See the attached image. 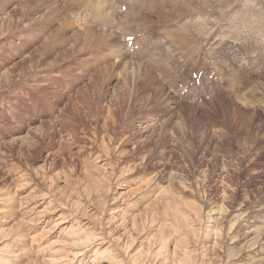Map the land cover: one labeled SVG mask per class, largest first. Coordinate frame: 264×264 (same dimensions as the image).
Returning <instances> with one entry per match:
<instances>
[{"label":"rangeland","instance_id":"1","mask_svg":"<svg viewBox=\"0 0 264 264\" xmlns=\"http://www.w3.org/2000/svg\"><path fill=\"white\" fill-rule=\"evenodd\" d=\"M139 1L0 0V202L138 214L68 264H264V0Z\"/></svg>","mask_w":264,"mask_h":264},{"label":"bare ground","instance_id":"2","mask_svg":"<svg viewBox=\"0 0 264 264\" xmlns=\"http://www.w3.org/2000/svg\"><path fill=\"white\" fill-rule=\"evenodd\" d=\"M89 1V0H88ZM85 2V1H84ZM87 3V2H86ZM140 5H143V0L139 1ZM161 4V3H160ZM197 6L198 5H208V2L206 0H202L198 3H196ZM161 6V5H160ZM166 6V5H165ZM190 6V3H187V4H183L181 7L184 8V10L186 8H188ZM80 7V6H79ZM137 8V7H135ZM154 8V7H153ZM152 8V9H153ZM167 8V7H166ZM181 8V9H183ZM159 11H161L160 9H158ZM166 10V9H165ZM179 10V9H178ZM177 12V10H176ZM179 12V11H178ZM156 13V11H155ZM181 14V13H179ZM183 14V13H182ZM84 15V14H82ZM148 15V14H147ZM139 16V15H138ZM140 16H144V14H141ZM139 16V18H140ZM152 16V15H151ZM142 18V17H141ZM140 18V19H141ZM246 18V17H245ZM244 18V19H245ZM73 19V18H72ZM150 17H148V21H149ZM248 19V18H247ZM76 20V19H75ZM145 20H147L145 18ZM174 20V19H173ZM223 20V19H221ZM220 20V22H221ZM232 20V19H231ZM239 20V19H238ZM253 20V19H252ZM83 21V20H82ZM166 21V20H164ZM167 21L168 18H167ZM189 21V20H188ZM255 21V20H254ZM79 22V21H78ZM163 22V21H162ZM234 22V21H233ZM245 22V21H244ZM186 23V22H184ZM239 23V22H238ZM246 23V22H245ZM85 24V23H84ZM84 24H79V25H84ZM156 24V23H155ZM188 24V23H187ZM78 25V24H77ZM186 24H184V27H185ZM147 26V25H146ZM82 27V26H80ZM200 28H202V31L205 33L207 30V28L203 25V26H199ZM215 28V26H214ZM264 29V28H263ZM262 29V30H263ZM102 31V30H101ZM237 31V30H236ZM114 32V31H113ZM216 33V32H215ZM214 33V34H215ZM262 33V32H261ZM182 34V33H181ZM211 33L207 34L210 36ZM213 34V36H214ZM105 35V34H104ZM112 35V34H110ZM179 35V34H178ZM232 35V34H231ZM248 35V34H247ZM106 37H109L108 35H105ZM113 36V35H112ZM208 36V37H209ZM219 36V35H218ZM221 36V34H220ZM264 39V38H263ZM185 41H187L186 39H184ZM118 53V52H117ZM128 59V58H126ZM127 61V60H126ZM139 62V61H137ZM129 63H132L131 61ZM123 64V63H122ZM140 64V63H139ZM133 65V64H132ZM143 65V64H141ZM125 66V65H124ZM138 66V64H137ZM140 67V65H139ZM127 68V66H126ZM142 67H140L141 69ZM142 71V70H140ZM239 72V71H238ZM241 73V72H240ZM239 76V75H238ZM243 76V75H242ZM245 76V75H244ZM241 77V76H240ZM142 78V77H141ZM235 84V83H234ZM6 85V84H5ZM241 85V84H240ZM233 88H234V85H232ZM1 87V86H0ZM236 87V86H235ZM232 88V87H231ZM238 88V87H236ZM229 90H231L229 88ZM244 94V93H243ZM244 96V95H243ZM245 97V96H244ZM247 99V98H246ZM246 99H243L244 101ZM248 100V99H247ZM101 156V155H100ZM99 157V156H98ZM106 158V157H105ZM111 159V158H110ZM107 160V159H106ZM94 163V162H93ZM90 164V163H88ZM95 164V163H94ZM97 166L99 167L100 165H96L95 167L97 168ZM102 166L101 165V168L99 171H102ZM91 167V166H90ZM93 167V166H92ZM88 169V168H87ZM87 169H85V171H87ZM90 172V171H89ZM87 173V174H90V173ZM84 173V172H83ZM100 173V172H99ZM93 175V173H91ZM90 174V175H91ZM84 175V174H83ZM90 175H86L88 177H90ZM102 175V173H101ZM21 176V175H20ZM85 176V177H86ZM107 175H105L106 177ZM87 177V178H88ZM20 178V177H19ZM18 178V179H19ZM83 178V177H82ZM81 178V179H82ZM86 179V178H85ZM85 179H83V181H85ZM95 179V178H93ZM100 179V178H98ZM109 179V178H108ZM106 179V180H108ZM102 181V178L100 179ZM99 180V181H100ZM104 180V181H106ZM96 181L94 180V183ZM84 183V182H83ZM82 183V184H83ZM99 183V182H98ZM86 184V183H85ZM100 184V183H99ZM28 186V184H27ZM86 186V185H85ZM88 186V185H87ZM86 186V187H87ZM48 187V186H47ZM94 187H97L96 191L98 190V186H94ZM80 188V187H79ZM135 188V187H134ZM55 189V188H54ZM103 189V188H102ZM107 189V188H106ZM131 189V188H130ZM58 190V189H56ZM132 190V189H131ZM105 191V189H104ZM107 191V190H106ZM134 191V189H133ZM137 191V190H136ZM57 192V191H56ZM74 192V191H73ZM92 192V190H91ZM101 192V191H100ZM53 193V192H52ZM63 193V191H62ZM97 193V192H96ZM123 194H125V192H122ZM121 193V194H122ZM130 193V192H129ZM72 194V193H71ZM122 194V195H123ZM127 194V192H126ZM125 194V195H126ZM135 194V193H134ZM12 195V194H10ZM44 195V194H43ZM56 195V194H55ZM58 195V193H57ZM91 195V194H90ZM88 195V196H90ZM124 195V196H125ZM131 195V194H130ZM165 195V194H164ZM39 196V195H37ZM36 196L35 199H37L38 197ZM46 196V195H45ZM72 196V195H70ZM101 196V195H100ZM30 197V196H29ZM40 197V196H39ZM98 197V196H97ZM121 197V196H120ZM120 197H118L117 199H120ZM54 198V197H53ZM95 198V197H94ZM122 198V197H121ZM156 198V197H155ZM168 198V197H167ZM1 199V198H0ZM72 199V198H71ZM91 199V198H90ZM101 199V198H100ZM103 199V198H102ZM154 199V198H153ZM32 200V199H31ZM54 200V199H53ZM59 200V198L57 199ZM62 200H65V199H61ZM73 200V199H72ZM96 200V199H94ZM109 200V199H108ZM107 200V201H108ZM121 200V199H120ZM46 199L45 197L44 198H40V200H38L37 202L33 203L31 202L32 204V207H30L29 211H24L25 214H27V218L24 220V219H19L17 220L15 217L17 215V211L16 213L13 212L14 210V207L11 206L8 202V197H5V200L4 202H0V264H13L14 263H17V264H32L33 260H35V262H38V257L35 258V256H33L32 258V254L35 252L36 254L38 253L39 256H41V258H43V261L42 263L43 264H68L69 262L73 261V260H76L77 256H80V253H83L85 250H88V249H91L90 247L92 246L93 247V257L101 254V257L102 255L104 256L105 254H107L108 256L111 255V252H113L112 250H110L109 248H104L106 246V243L109 242L107 241V237L102 233L103 232H106L105 230L99 232V231H91V226L93 227V229L95 228V225H97L96 223H99L100 226L101 225H105V224H110V222H114V223H117L116 226H119V225H122V227H125L126 225V222L128 221H131V220H136V216L138 214H130V213H126L124 214V212L118 208H112L110 214H108L107 217H105V219L103 218V220L100 221V218L98 217L99 214H101L102 211H100L99 209H96L94 210V212L90 211L89 213L84 211V209H80L79 208H75V209H72V213L75 214L77 216V218L79 220L76 219L77 222L73 223V224H70V225H66V226H63L61 232H60V235H62L61 237H59L58 239H56V241H53V243H51L50 241L47 242L48 237H50L49 233L48 234H45V229H44V224L42 225V228L40 229L41 227V224L40 222L45 219V217L47 216L48 214V211L51 209L47 207V203H46ZM68 201H69V198H68ZM103 201V200H101ZM113 201V200H112ZM65 203V201H62ZM79 202V201H78ZM81 202V201H80ZM83 202V201H82ZM153 203H155L153 200H152ZM170 200L168 201L167 204H169ZM24 203V202H23ZM58 203H61V202H58ZM74 203H75V200H74ZM77 203V202H76ZM75 203V204H76ZM107 203V202H106ZM17 204V203H16ZM20 204V203H19ZM29 204V202L27 203ZM50 204V203H49ZM53 204V203H52ZM56 204V203H55ZM84 204V203H82ZM94 204L93 206L96 207L98 204L100 205L101 203L99 202V199H98V202L97 201H93ZM104 202H102V206H103ZM159 204V203H158ZM158 204L156 206H158ZM170 204H172L170 202ZM21 205V204H20ZM60 205V204H59ZM58 205V206H59ZM81 205V204H80ZM152 205V204H150ZM155 205V204H154ZM160 205V204H159ZM174 205V204H172ZM53 206V205H52ZM82 206V205H81ZM171 206V205H170ZM168 205V209H170V207ZM26 207V206H24ZM51 207V206H50ZM77 207V206H76ZM87 207V206H86ZM100 207V206H98ZM151 207V206H150ZM170 207V208H169ZM175 207V206H174ZM173 207V208H174ZM23 208V207H22ZM74 208V207H73ZM88 208V207H87ZM97 208V207H96ZM147 208V206H146ZM152 208V207H151ZM172 208V209H173ZM118 209V210H117ZM155 209V208H154ZM167 209V211H168ZM170 209V210H172ZM62 210V209H61ZM92 210V209H91ZM147 210V209H146ZM89 211V210H87ZM177 211V210H176ZM49 212H52V211H49ZM96 212H98L96 214ZM170 212V211H169ZM171 212H174V211H171ZM21 213V212H20ZM54 213V212H53ZM178 213V211H177ZM219 213V212H218ZM21 215V214H20ZM23 215V214H22ZM98 215V216H97ZM102 215V214H101ZM175 215V214H174ZM64 216V215H63ZM63 216H59V217H63ZM24 217V215H23ZM22 217V218H23ZM94 217V218H93ZM118 217L120 218V220H118ZM66 217H63V219H65ZM91 218H93L94 220L92 221ZM99 218V219H98ZM62 219V220H63ZM156 219V218H155ZM153 218V221L155 220ZM56 220V219H55ZM60 220V221H62ZM73 220V219H72ZM13 221V222H12ZM59 220H56L55 222L53 221V225H59L58 224ZM71 222V221H70ZM49 223V222H48ZM63 222L60 223V225L62 224ZM113 223V224H114ZM47 225V224H46ZM56 225V226H57ZM106 225V226H107ZM98 225V227H100ZM109 226V225H108ZM107 226V228H108ZM134 226H135V223H134ZM97 227V228H98ZM105 227V226H104ZM50 228V227H49ZM101 228V227H100ZM121 228V227H119ZM258 228V227H257ZM109 229V228H108ZM39 230V231H38ZM45 230V231H44ZM123 230V229H122ZM121 230V231H122ZM175 230V229H174ZM260 230V228H259ZM262 230V229H261ZM125 231V230H124ZM194 231V230H193ZM214 231V230H213ZM49 232V231H48ZM128 232H130L129 230L126 232H122V234L126 233L125 237H127L128 235H130ZM163 232V231H162ZM215 232V231H214ZM213 232V233H214ZM107 233V232H106ZM160 233V232H159ZM110 234V233H109ZM175 234V233H173ZM221 234V233H220ZM59 235V236H60ZM111 235V234H110ZM155 235V234H154ZM177 235V234H176ZM184 235V234H183ZM216 235V234H215ZM106 238H105V237ZM157 236V235H156ZM193 236V235H192ZM119 237V236H118ZM183 237V236H182ZM194 237V236H193ZM197 237V236H196ZM128 239H125L126 241L125 244H127L130 240H131V236H128L127 237ZM163 238V237H162ZM173 238V236H172ZM193 239V238H192ZM218 239V238H217ZM60 240V241H59ZM109 240V239H108ZM183 240V239H182ZM154 241L157 242V240L154 239ZM180 241V240H179ZM59 242V243H58ZM153 242V241H152ZM163 242V241H162ZM165 242V241H164ZM184 242V241H182ZM186 242V241H185ZM56 243V244H54ZM130 243V242H129ZM128 243V244H129ZM154 243V242H153ZM133 244V243H131ZM129 244V245H131ZM188 244V243H187ZM186 244V245H187ZM108 245V243H107ZM165 245V244H164ZM179 245H181L179 243ZM212 245V244H211ZM177 246V245H176ZM96 247V248H95ZM108 247H110L108 245ZM125 247V246H124ZM215 247V246H214ZM50 248V249H48ZM73 248V250H72ZM95 248V249H94ZM102 248H104V250H102ZM128 248V247H127ZM129 248H131V246H129ZM162 248V247H161ZM160 248V249H161ZM216 248V247H215ZM48 249V250H47ZM159 249V252L163 251L161 249L160 251ZM189 249V248H188ZM92 250H90L92 252ZM204 250V249H203ZM212 250V249H211ZM137 252H140V250H138ZM200 252V251H199ZM163 253V252H162ZM195 253V252H194ZM48 254V256L46 257V255ZM113 254V253H112ZM204 254V253H203ZM83 255V254H82ZM95 255V256H94ZM121 255V254H120ZM138 253L135 252L133 256V259H132V264H136L137 263V259L140 257H138ZM161 255V254H160ZM171 255V254H170ZM173 255V254H172ZM106 256V255H105ZM104 256V258H105ZM195 256V254H194ZM187 259L184 258V260H181V264H188L187 263V260H190V258L188 259V256H186ZM117 258V255L114 254L113 256V259L116 260ZM132 258V257H131ZM107 259V258H106ZM98 260V259H97ZM119 260H121L119 258ZM96 262V260H93ZM101 261V260H100ZM123 261V260H122ZM178 261V260H177ZM191 261V260H190ZM33 262V264L35 263ZM111 262V261H110ZM117 262V260H116ZM99 263V262H98ZM128 263V262H127ZM71 264V263H70ZM94 264V263H93ZM115 264V263H113ZM118 264V262H117ZM121 264V263H119Z\"/></svg>","mask_w":264,"mask_h":264},{"label":"snow or ice","instance_id":"3","mask_svg":"<svg viewBox=\"0 0 264 264\" xmlns=\"http://www.w3.org/2000/svg\"><path fill=\"white\" fill-rule=\"evenodd\" d=\"M127 39H128L129 41H131V40H133V37H132V36H128Z\"/></svg>","mask_w":264,"mask_h":264}]
</instances>
